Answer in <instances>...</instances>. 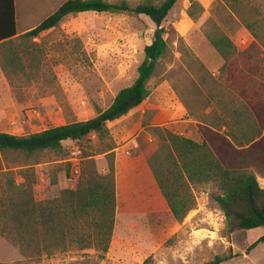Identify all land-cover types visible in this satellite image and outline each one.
Here are the masks:
<instances>
[{
    "label": "rangeland",
    "instance_id": "1",
    "mask_svg": "<svg viewBox=\"0 0 264 264\" xmlns=\"http://www.w3.org/2000/svg\"><path fill=\"white\" fill-rule=\"evenodd\" d=\"M125 1L136 5L142 0ZM185 20L190 25L181 28ZM162 26L174 28V42L158 62L147 83L149 95L139 107L107 123L106 136L64 142L59 152L46 151L30 158L29 167H19L24 160L20 156L0 155V183L7 186L10 180L1 181L5 172L19 182L21 169L30 168L35 199H53L61 190L76 186L78 179L66 161L74 145L83 150L82 167L90 159L103 174L111 162L129 165L135 153L125 146L132 141L136 140V152L151 155L159 142L158 129L199 140L197 126L209 123L217 95L225 100L231 92L232 79L227 73L220 76L224 60L209 38L225 37L239 50L255 32L261 41L257 47L264 53V0H177ZM154 30L155 25L143 15L84 12L45 31L44 50L36 55V62H23L21 72L15 70L16 65L2 67L10 86L2 87L0 82V132L22 136L96 116L119 90L134 82ZM235 63L237 84L251 86L255 75L251 70L255 69L244 66L240 57ZM256 71L264 72V66L261 69L259 65ZM253 78L264 82V77ZM257 180L264 188V178L257 176ZM191 192L195 207L179 222L172 218L162 197L153 207L117 215L103 258L95 249L79 250L76 244L64 243V249L49 256L27 259L0 236V262L142 264L150 257L148 264H206L216 256L237 254L222 264H264V242L246 253L264 235L263 227L227 233L214 200L219 194L216 185H192Z\"/></svg>",
    "mask_w": 264,
    "mask_h": 264
},
{
    "label": "trees",
    "instance_id": "2",
    "mask_svg": "<svg viewBox=\"0 0 264 264\" xmlns=\"http://www.w3.org/2000/svg\"><path fill=\"white\" fill-rule=\"evenodd\" d=\"M176 1L142 0L131 5L125 0H54L53 8L43 10L33 25L16 24L7 31L34 37L57 27L68 16L84 12L143 15L155 25L151 43L143 49L136 79L119 90L106 109L88 120L27 135L0 132V155L20 156L24 160L19 167H29L30 158L46 151L59 152L64 142H80L89 135L106 136L107 123L126 116L149 95L147 83L174 42V28L162 23ZM188 15L192 16L190 11ZM251 34L253 39L239 50L225 37L209 38L224 60L220 76L227 73L232 79L231 92L225 100L217 95L209 123L197 126L199 140L158 129L159 142L151 155L136 152L135 140L125 146L135 153L128 166L111 162L100 174L89 159L74 189H63L58 197L47 200L35 199L30 168L21 169L19 182L5 172L1 181L10 180L7 186L0 183V236L27 259L49 256L56 249H64V243L76 244L79 250L95 249L103 258L116 215L153 207L162 197L172 218L179 222L195 207L191 186L203 183H213L219 191L214 200L224 216L227 233L264 228V188L257 180V176L264 178V82L253 78L264 77V72L256 71L259 65L261 69L264 66V53L257 47L260 37L257 40L258 35ZM238 57L244 66L255 69L251 70L255 71L251 86L236 82ZM262 242L264 235L246 253ZM236 256H216L206 264H222ZM149 262L150 257L142 264Z\"/></svg>",
    "mask_w": 264,
    "mask_h": 264
},
{
    "label": "crops",
    "instance_id": "3",
    "mask_svg": "<svg viewBox=\"0 0 264 264\" xmlns=\"http://www.w3.org/2000/svg\"><path fill=\"white\" fill-rule=\"evenodd\" d=\"M53 6L54 0H0V82L2 87L10 86L9 80L3 74L6 70L2 67L7 64L16 65L15 70L21 72L23 68L19 65L23 62L30 65L32 62H36V55L44 50L41 41L48 35L42 32L37 36L30 37L25 32L7 33V31L14 29L16 24L20 26L33 25L42 16L43 10L51 9ZM80 14L82 13L78 15ZM185 25H190L188 20L182 22L181 28H184Z\"/></svg>",
    "mask_w": 264,
    "mask_h": 264
},
{
    "label": "built area",
    "instance_id": "4",
    "mask_svg": "<svg viewBox=\"0 0 264 264\" xmlns=\"http://www.w3.org/2000/svg\"><path fill=\"white\" fill-rule=\"evenodd\" d=\"M83 150L74 145L70 148L67 156V163L70 166V172L75 179H78L81 174L82 163L84 161Z\"/></svg>",
    "mask_w": 264,
    "mask_h": 264
}]
</instances>
